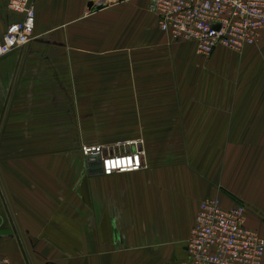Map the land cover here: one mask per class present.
Listing matches in <instances>:
<instances>
[{
  "label": "crops",
  "instance_id": "1",
  "mask_svg": "<svg viewBox=\"0 0 264 264\" xmlns=\"http://www.w3.org/2000/svg\"><path fill=\"white\" fill-rule=\"evenodd\" d=\"M7 2L0 36L21 19ZM148 5L35 0V38L0 58V257L11 264H182L200 204L215 197L225 208L243 203L247 226L264 238V34L242 53L218 48L205 59L162 32ZM139 39L166 57L190 56L195 80L179 79L170 62L165 82L136 83L141 103L165 106L142 128L148 168L105 176L62 121L73 116L66 103L111 61L120 70L119 51ZM203 68L214 78L199 93Z\"/></svg>",
  "mask_w": 264,
  "mask_h": 264
},
{
  "label": "built area",
  "instance_id": "2",
  "mask_svg": "<svg viewBox=\"0 0 264 264\" xmlns=\"http://www.w3.org/2000/svg\"><path fill=\"white\" fill-rule=\"evenodd\" d=\"M7 8L21 19L0 36V58L35 38V0H8ZM148 9L173 42L194 43L205 59L218 48L241 53L263 40L264 0H149ZM81 152L88 166L99 162L105 176L148 168L142 139L114 146L84 145ZM246 214L241 202L225 208L219 198L204 199L182 264H263L264 238L247 226ZM0 264L11 262L0 257Z\"/></svg>",
  "mask_w": 264,
  "mask_h": 264
},
{
  "label": "rangeland",
  "instance_id": "3",
  "mask_svg": "<svg viewBox=\"0 0 264 264\" xmlns=\"http://www.w3.org/2000/svg\"><path fill=\"white\" fill-rule=\"evenodd\" d=\"M172 46L170 44L169 47L172 49ZM119 52L124 56L120 70L119 67L113 68V61H111L102 72L103 76L94 85H90L84 90L81 88L78 90L79 92L83 91V96H73L75 102L66 103L73 116L71 119L67 117L62 121L73 127L75 142L80 144L81 149L84 145L116 143L130 138H139V140L143 137L149 138V136L142 133V128L147 125L154 126L156 122H159L160 117L150 116L160 114L162 111L165 112V106L141 103L140 96L137 97L138 87L136 83L139 81L140 85L141 81L146 79H153L152 84L165 82V63L177 62L174 68L179 69V79L191 85L195 80L193 74H191L192 72L190 74L187 72L189 65L194 63L190 56H187L188 58L185 56L178 58V56L172 54L166 57L163 53H155L150 49L146 50L141 45L140 39L137 46L122 49ZM145 52L149 54L147 60L144 57ZM222 62L240 65V61L233 62L224 59ZM203 70L201 80L203 82L198 89L199 93L200 89L203 93L209 84L210 78H214L213 75L206 77L205 75H208V72L205 71V68ZM94 73L96 72H92V75ZM223 75L224 73H219V79ZM131 82H133V85ZM72 89H75L76 95L75 85ZM140 89L141 93L139 94L145 96L146 89L144 87H140ZM152 89L156 90L157 88L152 87ZM149 90H151V87L148 88ZM193 91V87H189L187 93L193 94ZM70 120L73 121V124L70 123ZM145 152L147 154V150ZM180 153L184 156V159L193 154L192 151L187 149H183ZM194 153L198 154L199 150Z\"/></svg>",
  "mask_w": 264,
  "mask_h": 264
},
{
  "label": "water",
  "instance_id": "4",
  "mask_svg": "<svg viewBox=\"0 0 264 264\" xmlns=\"http://www.w3.org/2000/svg\"><path fill=\"white\" fill-rule=\"evenodd\" d=\"M103 7H104V5H98L96 9H100V8H103ZM98 165H99V167H101L99 162H98Z\"/></svg>",
  "mask_w": 264,
  "mask_h": 264
}]
</instances>
